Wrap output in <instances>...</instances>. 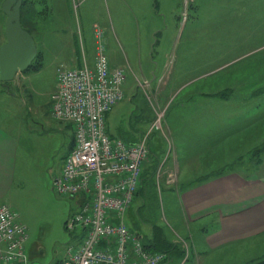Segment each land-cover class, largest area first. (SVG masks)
Masks as SVG:
<instances>
[{
  "label": "rangeland",
  "instance_id": "obj_1",
  "mask_svg": "<svg viewBox=\"0 0 264 264\" xmlns=\"http://www.w3.org/2000/svg\"><path fill=\"white\" fill-rule=\"evenodd\" d=\"M52 1L23 0V23L39 49L29 70L17 73L6 86L0 82V124L18 131L20 139L21 168L8 204L26 226L28 264H56L78 233L64 227L76 210L75 198L52 189L51 177L60 171L73 128L49 114L55 90L50 92L64 51L63 40L79 31L90 50L96 23L88 10L82 11V3L76 2L78 8L73 11L66 0L62 4ZM234 1L108 0L100 11L109 26L102 23L105 52L111 65L121 67L125 74L123 99L112 109L107 132L120 138H126L128 132L136 136L160 116L159 126L153 127L148 139V169L126 221L140 234L147 231L148 236L151 230L150 243L157 239L177 245L180 250L166 254L173 264H202L189 258L195 255L191 239L197 227L192 225L191 231L181 214L184 185L232 169L248 174L246 178L264 174L259 167L264 160V0H250L249 5ZM0 15L5 20V14ZM4 20L0 22L3 27ZM167 62L180 79L185 78L181 92H171L169 87L161 92L163 81L156 88L147 86L145 79L152 78V71L158 72L154 68ZM189 89L232 97V105L227 107L241 116L240 131L232 132L233 139L225 138L227 120L215 119L216 115L227 117L222 112L227 110L224 103L212 101L210 107L178 101L182 92L192 94ZM196 98L202 100L200 95ZM244 119L247 123L242 125ZM177 121L175 133L181 131L184 142L169 135L168 124ZM249 240L236 244L234 254L222 264H244L264 256V233ZM180 251L184 254L179 257Z\"/></svg>",
  "mask_w": 264,
  "mask_h": 264
},
{
  "label": "built area",
  "instance_id": "obj_2",
  "mask_svg": "<svg viewBox=\"0 0 264 264\" xmlns=\"http://www.w3.org/2000/svg\"><path fill=\"white\" fill-rule=\"evenodd\" d=\"M93 38L92 65L57 69L50 106L51 117L69 121L74 133L52 189L75 198L76 210L64 227L78 233L57 264H162L166 253L146 248L126 221L149 156V135L160 116L134 142L107 132L106 115L123 99L125 74L111 65L98 24ZM26 238L18 213L1 203L0 264H28Z\"/></svg>",
  "mask_w": 264,
  "mask_h": 264
},
{
  "label": "crops",
  "instance_id": "obj_3",
  "mask_svg": "<svg viewBox=\"0 0 264 264\" xmlns=\"http://www.w3.org/2000/svg\"><path fill=\"white\" fill-rule=\"evenodd\" d=\"M2 1L3 0H0V5ZM53 1V4H57L58 2L59 4L63 3V0H58V2L57 0ZM66 1L70 2V4L72 5L71 9L73 11L77 10L79 3H82V11L84 13H86L87 10L90 12V17H92V21H94L93 23H96L103 29H105L104 25L102 24L104 23L109 28V26L103 20V17L100 16L101 7L104 3H107L108 0ZM76 2H78V5H76ZM195 2L197 3V0H195ZM234 2L237 3L238 0ZM243 2L245 5L250 4V0H243ZM2 13L3 12L0 10V14ZM3 20V18H0V22H3ZM98 21L100 23H98ZM88 29L90 32L91 27L89 26ZM78 33L79 31H77L76 34L73 35L74 32H72L68 34L67 37L63 40L64 51H62L61 60L57 62L58 65L56 64L54 70V86L50 92V95L52 92H54V90H56L57 87L55 75L56 70L59 66L65 68H73L80 67L84 63L92 65L94 46L90 48V50H87V48H85V42L82 36ZM86 33L85 37L87 39L91 38V35H86ZM73 36H75V40H71ZM4 40V27L3 25H0V45L4 42ZM36 46L38 50L39 47L38 45ZM159 68L158 66L154 68L155 71H158L157 73L153 74V71L151 72L152 78L149 77L148 79H145L147 80V86L150 88L151 86H155L156 88L157 83L163 81L161 92H165L167 87H169V90L171 92L178 91V89L179 92H181L180 86L182 85L183 81H185V78H179L180 74L179 72H177L176 68L173 65L172 67H169L168 62L166 64H163L162 67ZM164 77L165 80H163ZM200 90L197 93L195 90L189 89V92H192V94L188 93V95L186 93L188 91L186 90L184 93L182 92L183 97L181 99H178V101L181 102L183 100V102H195L196 104L197 102H202V105H209L210 107H213V103H211L212 101L220 102L219 100H221V102L224 103L225 109H227L222 110V112L227 114V117H224L223 115H216L215 119L227 120L228 128H225V130L227 131V133H225V138L226 141H229L230 138L233 139L234 132L237 133V131H240L238 124L241 123V116H236L234 112H231V108L229 107L228 109L227 107L230 104L232 105V97H229L228 94L222 98L221 96L211 95L210 93L206 94V92ZM197 95L202 96V100L196 98ZM180 102H178L179 106ZM183 102L181 104H184ZM112 109L106 115V122L112 112ZM191 112L194 114L196 113V111ZM2 120L3 119L0 120V123L2 122ZM178 121L173 124H168V132L169 135H171V138L172 136L174 137L175 141L184 142L185 139L181 135V131L175 133L174 127L176 123H178ZM242 122H244L242 124L244 125L245 123H247V120L244 119ZM69 124L71 128H73L70 122ZM224 126L227 127V125ZM122 132L124 133L126 132V130H122ZM143 132L145 131L139 130V132H136L138 133L136 136H132V133L128 132V134H126L127 137L121 139L128 142H134ZM17 136L18 131L16 134L14 131H11L4 125L0 124V204L3 203L8 206V201L10 199L9 193L11 192L12 187L15 183L16 172L18 170V167L21 168L18 158L20 139H18ZM73 140L74 133L71 142L69 140V142L67 143V151L65 156L73 146ZM149 141L150 140H148V145L150 144ZM146 163H144L143 166L141 180L144 179L143 174H145L147 172L146 169H148V167H146ZM259 167L262 168L263 171L261 173H263L264 160L263 163L259 165ZM182 172L183 171L181 170L179 177ZM246 175H241L238 169H232L220 173L215 172L210 173L206 176V178H203L199 180V182H196V184L188 186L184 185L182 187V217L187 222L186 225L190 228L191 231L193 227L192 225L197 227V229L192 232L194 238H192L191 241L193 251H195V255H189L190 261H194V259H196L202 264H222L230 258V255L234 254V248L236 244H246L252 237L260 236L264 233V174L259 176L252 175L247 178ZM137 194L138 189L135 193L132 204L138 197ZM128 226L130 227V224H128ZM130 229L134 231L133 227H130ZM134 232H136L140 236V238L142 235L145 236L144 239L141 238L142 242L145 244L150 243L149 239L153 238L154 236L152 235L151 230L148 236L147 231H145L143 234H140L137 231ZM172 260L173 259L170 258L165 259L162 264H171ZM190 261L188 260L187 262ZM58 262L60 261H56L55 263L57 264Z\"/></svg>",
  "mask_w": 264,
  "mask_h": 264
},
{
  "label": "water",
  "instance_id": "obj_4",
  "mask_svg": "<svg viewBox=\"0 0 264 264\" xmlns=\"http://www.w3.org/2000/svg\"><path fill=\"white\" fill-rule=\"evenodd\" d=\"M21 4L22 0H3L0 5L5 14V40L0 45V82L5 86L17 73L28 68L37 55L34 37L21 23Z\"/></svg>",
  "mask_w": 264,
  "mask_h": 264
},
{
  "label": "trees",
  "instance_id": "obj_5",
  "mask_svg": "<svg viewBox=\"0 0 264 264\" xmlns=\"http://www.w3.org/2000/svg\"><path fill=\"white\" fill-rule=\"evenodd\" d=\"M24 3H23V0H22V4L20 6V19H21V23H22V26L27 29L29 32H31L26 26L25 24L23 23V12H24ZM37 56V55H36ZM36 58V57H35ZM34 58V59H35ZM34 61V60H33ZM32 61V63H33ZM31 65V64H30ZM30 65L28 68H26L25 70H29L30 68ZM32 67V66H31ZM228 92L230 91V88L228 87ZM226 91V92H227ZM228 95L227 93H224L222 96H226ZM145 247L148 248L149 250H153V251H163L167 254L170 253V252H174V251H177V250H180L179 248H177V245L175 244H170L168 243L167 241H161L159 242L157 239H154V242L153 243H144ZM153 246H156V248H159V249H156L154 248ZM181 252V251H180ZM184 252L182 251L181 253H178V256H183ZM244 264H264V256L262 257H259V258H256V259H253V260H250L249 262H246Z\"/></svg>",
  "mask_w": 264,
  "mask_h": 264
}]
</instances>
